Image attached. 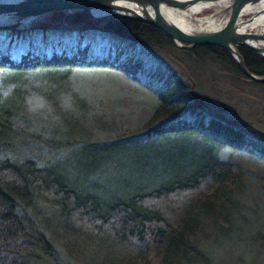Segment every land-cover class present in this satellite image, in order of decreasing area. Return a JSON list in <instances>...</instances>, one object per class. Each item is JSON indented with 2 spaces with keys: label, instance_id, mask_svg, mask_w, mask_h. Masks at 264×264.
Wrapping results in <instances>:
<instances>
[{
  "label": "trees",
  "instance_id": "16d2710c",
  "mask_svg": "<svg viewBox=\"0 0 264 264\" xmlns=\"http://www.w3.org/2000/svg\"><path fill=\"white\" fill-rule=\"evenodd\" d=\"M49 16L84 27L98 24L82 12ZM50 27L30 34H47ZM101 29L122 40V46L113 44L122 52L91 57L53 43L51 50L15 56L3 38L26 31L0 30L1 71L42 69L59 73V81L80 65H97L125 72L157 98L138 131L82 143L80 155L54 163L18 155L31 147L23 111L0 106V264H71L49 236L58 231L74 238L73 251L81 246L102 252L101 264H215L203 239L232 234L235 211L238 218L255 178L244 169L239 150L264 158V145L211 113L192 83L156 55L176 52L200 65L210 60L251 86L264 90V84L246 77L222 47H178L154 26L128 18L109 20ZM80 45L88 47L84 40ZM238 49L248 70L264 77V57Z\"/></svg>",
  "mask_w": 264,
  "mask_h": 264
},
{
  "label": "rangeland",
  "instance_id": "374dc122",
  "mask_svg": "<svg viewBox=\"0 0 264 264\" xmlns=\"http://www.w3.org/2000/svg\"><path fill=\"white\" fill-rule=\"evenodd\" d=\"M214 9H203L198 16H211ZM45 24L52 25L45 32L47 34H30L31 30L38 31ZM31 25L22 36H4V47H9L13 55L42 52L43 48L51 50L53 43L57 47L61 43L59 49L66 45L91 57L95 54L114 57L122 52L113 46L115 43L122 46L121 39L93 25L78 26L49 15L38 18ZM72 32H78L81 37L76 38L70 34ZM83 40L88 47L80 50ZM145 56H148L146 51ZM187 57L176 52L156 55L192 83L211 113L264 145V90L251 86L247 79L230 74L210 60L200 65ZM113 69L80 65L72 70L70 78L59 81H56L59 73L42 69L28 74L0 70V106H19L23 111L19 116H24L21 118L31 144L30 148H19L22 151H18V155L44 162H62L80 155L83 144L108 141L141 129L157 106L156 95L135 84L125 72ZM239 151L237 156L244 169L249 177L255 178L251 186H247L238 218L235 211L236 227L232 234L226 238L212 235L203 239L202 247L214 256L215 264H264V158L245 148ZM43 212L50 215L47 210ZM49 236L66 262L101 264L104 260L97 249L86 250L79 246L73 251L70 245L74 238L62 232H51Z\"/></svg>",
  "mask_w": 264,
  "mask_h": 264
},
{
  "label": "water",
  "instance_id": "95a60500",
  "mask_svg": "<svg viewBox=\"0 0 264 264\" xmlns=\"http://www.w3.org/2000/svg\"><path fill=\"white\" fill-rule=\"evenodd\" d=\"M221 0H0V30H19L34 20L58 11L82 12L99 22L97 28L109 20L128 18L154 26L173 42L187 49L213 45L222 47L235 59L241 72L252 81L264 84V77L253 74L246 67L239 47H246L264 56V33L241 31L237 21L244 10L264 0H225L230 16L220 29L191 32L179 27L164 16V9L185 12L197 4H211Z\"/></svg>",
  "mask_w": 264,
  "mask_h": 264
},
{
  "label": "bare ground",
  "instance_id": "6f19581e",
  "mask_svg": "<svg viewBox=\"0 0 264 264\" xmlns=\"http://www.w3.org/2000/svg\"><path fill=\"white\" fill-rule=\"evenodd\" d=\"M205 4H197L191 9L181 12L174 9H164V16L175 22L182 29L188 32H201L222 28L229 19L230 12L227 10L228 1L221 0L211 4L209 8H215L211 16L199 17L198 14L203 10ZM236 26L241 30H253L258 34L264 33V2L249 7L242 12ZM213 46V45H212ZM258 83V82H257Z\"/></svg>",
  "mask_w": 264,
  "mask_h": 264
}]
</instances>
